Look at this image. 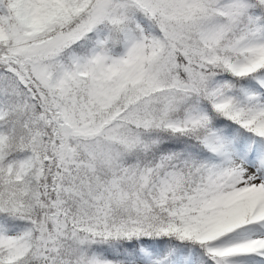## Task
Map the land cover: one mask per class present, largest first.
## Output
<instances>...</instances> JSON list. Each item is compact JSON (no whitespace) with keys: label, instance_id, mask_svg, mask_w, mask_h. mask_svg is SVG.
<instances>
[{"label":"snow or ice","instance_id":"snow-or-ice-1","mask_svg":"<svg viewBox=\"0 0 264 264\" xmlns=\"http://www.w3.org/2000/svg\"><path fill=\"white\" fill-rule=\"evenodd\" d=\"M0 264H264V0H0Z\"/></svg>","mask_w":264,"mask_h":264}]
</instances>
